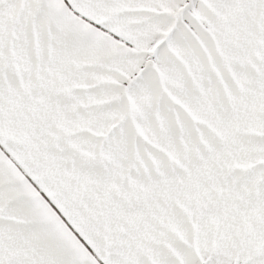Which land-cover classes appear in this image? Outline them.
Here are the masks:
<instances>
[{"label":"snow or ice","instance_id":"snow-or-ice-1","mask_svg":"<svg viewBox=\"0 0 264 264\" xmlns=\"http://www.w3.org/2000/svg\"><path fill=\"white\" fill-rule=\"evenodd\" d=\"M0 264H264V0H0Z\"/></svg>","mask_w":264,"mask_h":264}]
</instances>
